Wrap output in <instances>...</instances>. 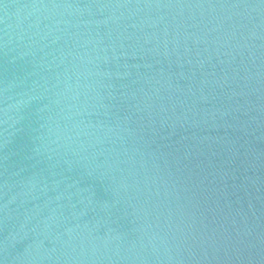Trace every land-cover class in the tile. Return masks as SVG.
I'll use <instances>...</instances> for the list:
<instances>
[{
    "label": "water",
    "instance_id": "1",
    "mask_svg": "<svg viewBox=\"0 0 264 264\" xmlns=\"http://www.w3.org/2000/svg\"><path fill=\"white\" fill-rule=\"evenodd\" d=\"M0 264H264V0H0Z\"/></svg>",
    "mask_w": 264,
    "mask_h": 264
}]
</instances>
